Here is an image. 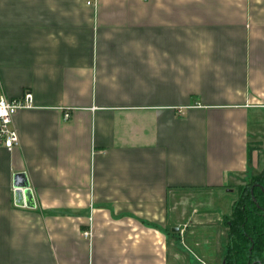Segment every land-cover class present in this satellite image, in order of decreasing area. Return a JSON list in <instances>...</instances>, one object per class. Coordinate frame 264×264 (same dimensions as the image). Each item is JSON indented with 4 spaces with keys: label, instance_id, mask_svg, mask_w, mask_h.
Here are the masks:
<instances>
[{
    "label": "crops",
    "instance_id": "crops-1",
    "mask_svg": "<svg viewBox=\"0 0 264 264\" xmlns=\"http://www.w3.org/2000/svg\"><path fill=\"white\" fill-rule=\"evenodd\" d=\"M0 85L32 95L0 149V264H223L264 169V0H0Z\"/></svg>",
    "mask_w": 264,
    "mask_h": 264
},
{
    "label": "trees",
    "instance_id": "trees-1",
    "mask_svg": "<svg viewBox=\"0 0 264 264\" xmlns=\"http://www.w3.org/2000/svg\"><path fill=\"white\" fill-rule=\"evenodd\" d=\"M254 180L238 192L226 221L223 264H264V173Z\"/></svg>",
    "mask_w": 264,
    "mask_h": 264
},
{
    "label": "built area",
    "instance_id": "built-area-1",
    "mask_svg": "<svg viewBox=\"0 0 264 264\" xmlns=\"http://www.w3.org/2000/svg\"><path fill=\"white\" fill-rule=\"evenodd\" d=\"M87 6L94 7L97 0H83ZM145 1V0H143ZM32 104V95L25 92L21 98L8 99L3 94L0 85V149L8 151L19 145L18 134L13 126V117L20 109L30 107ZM69 115L66 113L64 119L67 120ZM84 238L91 237V230L88 229L82 233Z\"/></svg>",
    "mask_w": 264,
    "mask_h": 264
},
{
    "label": "water",
    "instance_id": "water-1",
    "mask_svg": "<svg viewBox=\"0 0 264 264\" xmlns=\"http://www.w3.org/2000/svg\"><path fill=\"white\" fill-rule=\"evenodd\" d=\"M16 181L17 182L14 185V187L16 189L15 190V198H16L17 204L21 206L23 204V199L26 196H29L30 191L27 188V184L25 183L24 176L18 175L16 177Z\"/></svg>",
    "mask_w": 264,
    "mask_h": 264
},
{
    "label": "rangeland",
    "instance_id": "rangeland-1",
    "mask_svg": "<svg viewBox=\"0 0 264 264\" xmlns=\"http://www.w3.org/2000/svg\"><path fill=\"white\" fill-rule=\"evenodd\" d=\"M264 149V148H263ZM264 158V157H263ZM260 166H261V163L259 164V166H258V169H257V173L256 172H254V171H252V172H250L251 173V175L247 178V179H245L244 180V183H242L241 185H237V186H235V189H236V192L238 193L240 190H242L243 188H249L250 186H252V184L255 182V180H254V177H258V176H260L261 174H260V172H258L259 170H261V168H260ZM262 167V166H261ZM254 173L256 174V175H254ZM259 173V174H258ZM261 173H264V169H263V171L261 172ZM253 175V176H252ZM263 175V174H262ZM253 178V179H252ZM236 198V193L234 194V195H232L231 196V199H235Z\"/></svg>",
    "mask_w": 264,
    "mask_h": 264
}]
</instances>
